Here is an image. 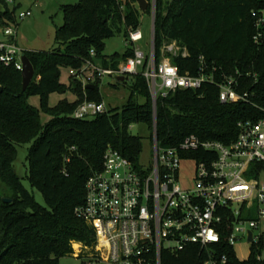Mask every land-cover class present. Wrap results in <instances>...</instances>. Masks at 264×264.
Wrapping results in <instances>:
<instances>
[{
    "label": "trees",
    "instance_id": "16d2710c",
    "mask_svg": "<svg viewBox=\"0 0 264 264\" xmlns=\"http://www.w3.org/2000/svg\"><path fill=\"white\" fill-rule=\"evenodd\" d=\"M151 15L154 0H146ZM137 0H82L76 6H64L63 24L57 27L59 50L49 53L24 52L35 68L30 86L23 91L22 76L13 68L0 75V264H60V259L77 256L93 261L96 238L93 226L75 215L83 204L87 179L102 169L109 147L116 149L134 164L139 163L143 145L129 133L133 123H144L153 129L152 99L146 80L133 76L124 83L129 98L121 108L91 121L71 117L84 100L101 103L100 83L84 89L72 77L75 103L62 101L49 108L45 98L66 92L60 84V69L80 70L94 50L104 67H116L132 56H106L105 42L124 31L140 28ZM0 10L1 25L16 22V9L8 4ZM264 8V0H155V51L157 57L166 42L177 41L189 53L187 58L174 57L172 62L181 74L197 76L199 58L209 67L233 76L241 74L239 89L249 101L220 103L216 85L200 90L179 91L158 101V139L163 146L176 147L185 137L196 134L206 141L226 145L239 136L238 123L264 118V44L253 42L255 26L252 11ZM63 48V49H62ZM109 59V61H106ZM112 87L118 88L119 85ZM40 96L42 110L28 99ZM49 117L41 121L40 115ZM29 145L27 179L44 198L39 204L24 186L14 165L17 146ZM75 147V151L70 149ZM190 155H205L202 152ZM66 157L70 162L65 161ZM264 171V165L256 168ZM11 200L6 203L5 200ZM80 245L76 254L73 245ZM263 246H251L247 260L230 253L231 264H264L260 258Z\"/></svg>",
    "mask_w": 264,
    "mask_h": 264
},
{
    "label": "built area",
    "instance_id": "2783aa9c",
    "mask_svg": "<svg viewBox=\"0 0 264 264\" xmlns=\"http://www.w3.org/2000/svg\"><path fill=\"white\" fill-rule=\"evenodd\" d=\"M151 15L150 52L139 46L145 40L140 28L130 30L126 42L132 56L116 67H104L92 50L80 70H70V76L85 90L89 85H101L105 78L117 84L121 77L126 80L142 76L150 91L153 110V167L141 168L109 147L102 169L87 179L84 202L76 208L75 215L95 230L97 256L93 261L231 264L230 253L239 259L237 246L243 240L247 239L251 246L259 243L255 231L264 221L263 172L259 175L256 172L258 166L264 165V118L239 122V136L228 145L191 134L176 147L163 146L158 139L159 99H167L179 91H197L206 84L219 88L223 105L248 102L249 95L238 91L239 72L233 76L220 73L219 82V69L209 71L203 56L199 58L197 76L181 74L172 59L187 58L189 53L177 41L164 43L157 57L155 0ZM251 15L255 26L253 42L260 47L264 44V8L252 11ZM29 16L31 12L21 13L17 20ZM4 38L0 41V75L3 69L10 68L22 73L24 51L17 42L16 29L6 26ZM108 111L104 102L86 99L71 117L91 121ZM198 152L205 155H190ZM65 161L69 163L70 158ZM183 164L193 168V178L186 183L181 181Z\"/></svg>",
    "mask_w": 264,
    "mask_h": 264
},
{
    "label": "rangeland",
    "instance_id": "374dc122",
    "mask_svg": "<svg viewBox=\"0 0 264 264\" xmlns=\"http://www.w3.org/2000/svg\"><path fill=\"white\" fill-rule=\"evenodd\" d=\"M8 4L9 10L16 9V22L11 23L8 27L15 28L17 31V41L20 48L23 51L36 52V53H49L60 49V45L57 42V27L63 24L64 6H76L82 0H4ZM6 6L0 4V10L4 11ZM31 12V16L27 17L23 21H18L17 17L21 13ZM17 24V25H14ZM152 15L149 13H140V30L143 33L145 40L139 44V46L145 52L151 50V34H152ZM6 26L0 23V41L5 40L4 29ZM63 49V48H62ZM127 42L124 31L120 34H116L114 38L105 42L104 54L107 56H113L119 54L123 56L127 51ZM70 70L68 68L60 69V84L62 89H66V92H57L48 95L45 100L49 108L57 107L62 101L68 103H75L78 100L77 95L71 90ZM132 80L128 79V83ZM113 85H119L118 88L112 87ZM100 93L103 102L108 108H121L123 107L130 96L129 90L122 82H116L111 78L103 79L100 85ZM31 106L42 110V100L40 96H33L28 99ZM41 121L48 122L49 117L41 114ZM129 133L135 137H138L142 141L143 149L139 158L138 165L144 169H150L154 164V151H153V132L144 123H133L130 126ZM29 145L17 146V154L14 156V165L23 178L24 186L34 195L36 201L45 205L43 196L36 190H34L28 179L27 173L29 169V163L27 160ZM184 171L181 173V181H186L193 178V168L188 164L182 165ZM261 180L264 182V171L261 174ZM264 208V206H263ZM255 237L257 241L262 244L263 249L260 258L264 260V221L261 227L255 231ZM73 248L78 254L81 251L80 245H73ZM251 245L248 244L247 239L237 246L238 257L241 260L249 258ZM60 264H107L103 261H89L87 259H78L77 256H69L60 259Z\"/></svg>",
    "mask_w": 264,
    "mask_h": 264
},
{
    "label": "water",
    "instance_id": "95a60500",
    "mask_svg": "<svg viewBox=\"0 0 264 264\" xmlns=\"http://www.w3.org/2000/svg\"><path fill=\"white\" fill-rule=\"evenodd\" d=\"M139 10L146 13L149 8L150 4L146 0H137ZM22 62L24 65V69L21 73L22 81H23V91H26V89L30 86V84L33 82L34 76H35V68L30 61L29 57L24 53L22 56ZM120 82H125V78L121 77L119 78ZM87 89H94L93 85L87 86ZM3 92V88L0 86V93ZM11 200H5L6 203L10 202ZM250 242L252 241V234H250L249 237Z\"/></svg>",
    "mask_w": 264,
    "mask_h": 264
},
{
    "label": "crops",
    "instance_id": "0c3cea01",
    "mask_svg": "<svg viewBox=\"0 0 264 264\" xmlns=\"http://www.w3.org/2000/svg\"><path fill=\"white\" fill-rule=\"evenodd\" d=\"M17 42H18V41H17ZM18 44H19V43H18ZM24 52H25V51H24ZM26 52H27V51H26ZM30 52H33V51L30 50ZM106 56H107V55H106ZM108 57H110V56H108ZM249 255H250V253H249ZM247 259H248V258H247ZM247 259H246V260H247Z\"/></svg>",
    "mask_w": 264,
    "mask_h": 264
},
{
    "label": "bare ground",
    "instance_id": "6f19581e",
    "mask_svg": "<svg viewBox=\"0 0 264 264\" xmlns=\"http://www.w3.org/2000/svg\"><path fill=\"white\" fill-rule=\"evenodd\" d=\"M103 253H104V250H103Z\"/></svg>",
    "mask_w": 264,
    "mask_h": 264
}]
</instances>
